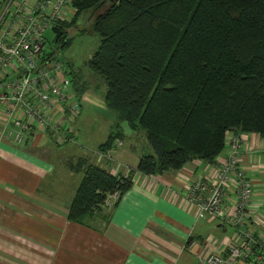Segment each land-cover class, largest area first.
I'll return each instance as SVG.
<instances>
[{
  "label": "trees",
  "instance_id": "16d2710c",
  "mask_svg": "<svg viewBox=\"0 0 264 264\" xmlns=\"http://www.w3.org/2000/svg\"><path fill=\"white\" fill-rule=\"evenodd\" d=\"M70 6L73 17L52 30L56 44L68 46L67 30L90 15L80 32L97 36L98 47L85 67L106 87L104 106L117 122L98 150H111L126 124L144 134L151 154L126 178L86 167L69 223L88 228L92 216L107 212L108 196L119 193L120 201L131 189L134 173L154 177L194 161L212 164L227 133L264 139V0H71ZM67 67L79 94L85 83Z\"/></svg>",
  "mask_w": 264,
  "mask_h": 264
},
{
  "label": "crops",
  "instance_id": "0c3cea01",
  "mask_svg": "<svg viewBox=\"0 0 264 264\" xmlns=\"http://www.w3.org/2000/svg\"><path fill=\"white\" fill-rule=\"evenodd\" d=\"M89 91L83 86L77 95L83 97ZM77 123L72 127L74 138ZM120 128L121 146L77 157L70 151L61 155L62 144L38 133L29 134L17 147L8 137L10 127L0 124V248L8 245L3 241L8 239L13 246L9 249L24 253L27 261H37L31 254L40 255L38 264H202L209 255L225 257L227 246L235 241L233 229L197 219L194 209L179 198L188 184L207 176L210 164L200 161L160 176L134 173L131 189L115 208L92 216L88 228L67 221L86 167L125 176L136 171L146 155L144 137L126 124ZM243 138L240 163L254 190L246 228L264 242V139ZM126 142L131 143L128 152L122 149ZM226 155L223 152L220 158ZM181 175L189 178L188 184L180 180ZM232 202L227 192V215H232Z\"/></svg>",
  "mask_w": 264,
  "mask_h": 264
},
{
  "label": "built area",
  "instance_id": "2783aa9c",
  "mask_svg": "<svg viewBox=\"0 0 264 264\" xmlns=\"http://www.w3.org/2000/svg\"><path fill=\"white\" fill-rule=\"evenodd\" d=\"M70 5L71 0H0V124L10 127L8 137L17 147L31 133L67 143L69 127L77 121L79 107L69 94V69L45 43L47 31L73 17ZM243 136L226 134L227 155L210 164L205 178L188 184L189 178L180 176L188 184L181 203L194 209L197 219L218 221L235 234L225 257L209 255L202 264H264V242L246 228L254 190L240 163ZM114 145L121 146V141ZM227 192L233 196L232 215L224 212ZM119 197L108 196L104 209L110 211Z\"/></svg>",
  "mask_w": 264,
  "mask_h": 264
},
{
  "label": "rangeland",
  "instance_id": "374dc122",
  "mask_svg": "<svg viewBox=\"0 0 264 264\" xmlns=\"http://www.w3.org/2000/svg\"><path fill=\"white\" fill-rule=\"evenodd\" d=\"M81 18L82 19L76 25L77 27L75 26L67 30L66 35L71 41L64 49H61L60 45L56 44L57 34L55 32L47 31L45 34L46 48L48 50L55 49L57 60L66 65H70L72 68V74H78L81 79V84L85 83L84 86L87 88L90 87L91 90L83 97H79L77 93L75 94L72 90H70L69 93L71 99L74 100L79 107L78 118L76 121V123H78L74 129L77 135L75 138L73 137L74 133L72 127L76 124L73 123L70 129L69 141L62 144L64 147L61 148V151L63 152H60L61 155H63L65 151H70L71 154L77 157L85 153L91 154L90 152H98V148L107 141L113 131L114 125L117 124L115 115L108 111L104 106L106 87L98 77L94 76L85 67V63L91 58L98 47V38L94 34L90 35L88 31L84 30L83 32H80L82 29L88 27L90 19H92L87 13ZM70 87L71 84L69 85V89ZM137 134H139V137H144L142 132H137ZM143 139L147 147V150L143 152H147L146 155H150L151 150L147 146L145 138ZM130 146L131 143L126 142L122 149H125L128 152ZM132 147H134V145ZM134 148V150L138 152L141 147L135 145ZM145 153H143V155ZM3 241L8 245H2V248H0V264H38L37 261L42 259V257L36 253L35 255L31 254V257L34 256V259L36 258L37 261H27V258L24 257V253L17 254L9 249V245L11 244L8 239ZM18 249L20 248L15 247V250ZM40 262L41 261H39V263Z\"/></svg>",
  "mask_w": 264,
  "mask_h": 264
},
{
  "label": "water",
  "instance_id": "95a60500",
  "mask_svg": "<svg viewBox=\"0 0 264 264\" xmlns=\"http://www.w3.org/2000/svg\"><path fill=\"white\" fill-rule=\"evenodd\" d=\"M115 2H118V0H114Z\"/></svg>",
  "mask_w": 264,
  "mask_h": 264
}]
</instances>
